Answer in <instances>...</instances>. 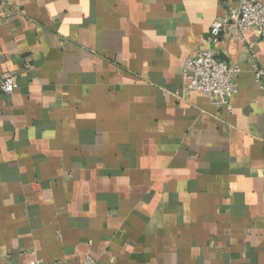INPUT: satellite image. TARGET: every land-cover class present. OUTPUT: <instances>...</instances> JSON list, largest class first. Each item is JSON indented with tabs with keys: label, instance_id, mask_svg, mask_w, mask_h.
<instances>
[{
	"label": "crops",
	"instance_id": "1",
	"mask_svg": "<svg viewBox=\"0 0 264 264\" xmlns=\"http://www.w3.org/2000/svg\"><path fill=\"white\" fill-rule=\"evenodd\" d=\"M0 264H264V68L234 0H6ZM240 68L231 108L182 93L198 49ZM31 251L35 255H31Z\"/></svg>",
	"mask_w": 264,
	"mask_h": 264
},
{
	"label": "built area",
	"instance_id": "2",
	"mask_svg": "<svg viewBox=\"0 0 264 264\" xmlns=\"http://www.w3.org/2000/svg\"><path fill=\"white\" fill-rule=\"evenodd\" d=\"M232 11L215 19L205 41L216 44L225 37L227 31H231L230 38L243 40V34L253 29L259 40H264V0H234ZM7 6L6 0H0V7ZM247 61L252 66L255 84L264 90V68L259 65L255 49L248 47L246 50ZM240 68L228 64L217 58L212 48L198 49L186 58L182 63L183 81L182 93L192 91L208 97L215 105L231 108V99L237 92L236 77ZM17 87L16 76L8 75L0 79V91L11 94ZM31 255H35L31 251ZM29 264H43L34 257ZM50 264H70L66 261L55 260ZM82 264H96L91 256H86Z\"/></svg>",
	"mask_w": 264,
	"mask_h": 264
}]
</instances>
